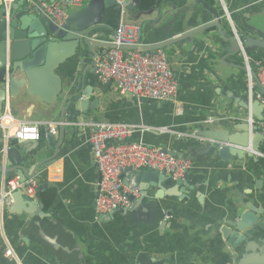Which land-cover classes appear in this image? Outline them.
I'll return each mask as SVG.
<instances>
[{
    "label": "water",
    "instance_id": "1",
    "mask_svg": "<svg viewBox=\"0 0 264 264\" xmlns=\"http://www.w3.org/2000/svg\"><path fill=\"white\" fill-rule=\"evenodd\" d=\"M177 1L161 3L158 18L150 20L154 23L162 21L168 9L177 7ZM184 1L185 4L188 2ZM189 5L186 15L192 11L196 22L199 17L201 23L190 25L191 30L181 32L168 43L217 29L225 43L221 61L227 66L247 71L244 58L239 55L240 43L249 57L256 52L264 55V29L249 22L251 16L264 13V8L244 11L237 33L233 31L232 35H227L226 26L224 29L227 20L218 10L204 0H196L195 4ZM198 6L203 8V12L196 15ZM125 8L126 15L138 10V19L153 14L156 9L145 10L143 0H128ZM122 11L118 0H88L83 8L71 11L66 22L59 26L38 7L31 8L25 4V0L13 5L8 21L0 0V117L7 103L13 111L14 100L28 95L36 99L42 111L52 112L53 117L64 122L56 134L47 135L50 148L47 158L42 156V147L34 145L39 141H7L0 157V175L5 174L4 178L0 176L2 181L15 173L21 182L35 177V170L57 158L59 145L68 133L69 122L77 124L80 120H87L91 118L89 110L99 107L101 98L96 97L92 101L94 92L96 89L107 92L112 81L101 82L97 59L104 49L116 47L111 41L115 40L123 20ZM107 32L112 34L109 42L100 36ZM165 46H143V49L155 50ZM231 58L233 61H227ZM252 75L258 81L254 70ZM258 84L264 97V88L259 81ZM212 85L218 95L229 101L223 108L227 113L203 122L196 133V144L160 147L165 153L203 166L221 162L232 165L234 158L247 165L228 173H188L179 179L152 168H128L125 183L138 187L142 195L135 199L132 207L115 209L103 218L120 215L144 222V227L157 228L163 235L167 230L181 229L193 231L194 238L201 237L209 243L212 239L214 252L208 260L211 264H264V98L250 89L242 93L227 84ZM220 181L231 185L221 189L220 197L213 196ZM48 185L49 181L43 182L35 198L22 189L13 191L9 209L12 212L24 211L30 216L24 231L25 242L35 238L36 243L45 247L60 264H81L82 252L74 234L43 210L44 203L38 197ZM207 196H210L209 201ZM139 211L147 212L144 220L135 217ZM175 222L182 223L176 226ZM137 261L138 264H164L144 252L137 255Z\"/></svg>",
    "mask_w": 264,
    "mask_h": 264
},
{
    "label": "crops",
    "instance_id": "2",
    "mask_svg": "<svg viewBox=\"0 0 264 264\" xmlns=\"http://www.w3.org/2000/svg\"><path fill=\"white\" fill-rule=\"evenodd\" d=\"M166 1L168 0H143L145 10L156 8L153 14L138 19V10H135L134 13L129 12L124 21L140 24L144 48L166 44L161 49L166 51L179 82L176 98L158 101L150 98L138 99L132 95L120 96L114 84L107 92L96 89L92 101L100 97L101 102L96 110H89L91 118L80 120L77 124L69 122L68 133L59 145L57 158L51 164H42L34 171L41 184L49 181V190L38 197L44 203L43 210L60 220L74 234L82 252L81 264H138L137 255L140 252L150 254L156 261L164 264H211L208 260L214 252L212 239V243H209L207 239L194 238L193 231L185 232L181 229L167 230L163 235L157 228L144 227L146 224L138 220L120 215L103 218L105 214H99L96 208L100 172L90 142L95 122H121L143 126L146 129L138 128L130 138L131 141L175 148L181 144H196L195 135L203 122L216 119L218 114L226 112L223 108L229 101L215 92L212 83L227 84L242 93L249 89L258 95L262 93L256 79L251 88L247 71L222 63L221 54L225 50L222 45L225 43L217 29L168 43L172 38L180 36L181 32L191 30L190 25L201 23V19L198 17L196 22L192 11L186 15L187 6L195 4L196 0H188L186 4L184 0H178L175 9H168L162 21L154 23L150 19L158 18V6ZM204 1L227 20L224 24V29L226 26L228 30H225L227 35H232L233 31L237 33L244 11L264 8V0H221L220 3L215 0ZM195 10L196 15L203 12L201 6ZM249 22L264 29V13L251 16ZM100 36L109 42L112 34L107 32ZM250 58L264 60V55L256 52ZM227 61L231 62L233 59ZM243 63L245 65V59ZM12 108L13 115L18 119L32 122L60 121L58 117L52 116V112L42 111L36 99L28 95L15 99ZM148 127L151 129H147ZM160 128L167 130L162 131ZM41 134V138L37 140L39 142L34 145L42 147V156L47 158L50 152L47 135L50 133L46 127H42ZM17 140L5 138L0 131V157L6 148L5 143ZM234 159L232 165L228 162L207 166L194 163L189 173H228L247 165L246 162ZM0 176L4 178L5 174ZM13 176L18 175L15 173ZM125 176L124 174V179ZM3 181L0 179V191ZM230 185L220 181L213 196L220 197L221 189ZM206 200L209 201L210 196ZM11 203L6 202L4 208L0 209V264H60L56 257L49 255L45 247L36 243L35 238H29V242H25L24 231L31 220L30 216L24 211L12 212L9 209ZM146 215L147 212L139 211L135 217L144 220ZM180 223L182 222L174 224L178 226ZM43 240L47 241L46 238ZM9 250H12L11 253Z\"/></svg>",
    "mask_w": 264,
    "mask_h": 264
},
{
    "label": "built area",
    "instance_id": "3",
    "mask_svg": "<svg viewBox=\"0 0 264 264\" xmlns=\"http://www.w3.org/2000/svg\"><path fill=\"white\" fill-rule=\"evenodd\" d=\"M19 0H2L5 18L9 21L13 5ZM88 0H25L31 8H39L57 25L62 26L71 11L83 8ZM122 5L123 20L116 31V47L106 48L97 59V73L102 83L112 81L117 94L132 95L138 99L150 98L158 101H170L176 98L179 82L169 63L165 50L143 49L140 24L126 22V6L128 0H118ZM134 46V48H121ZM240 54L245 59L247 75L251 88L257 74L259 83L264 88V60L248 57L244 46L240 43ZM262 97L261 94L258 95ZM62 121H28L16 118L10 105H5L4 114L0 117V131L5 138L25 141H37L41 138V128L46 127L48 133L56 134ZM91 133L92 153L100 172L96 208L99 214H107L118 208H130L135 199L142 195L138 187L127 185L124 181L126 169H156L164 171L175 179L183 178L194 167V162L162 151L160 146L146 144L142 141H131L130 138L138 128L121 122L98 121ZM146 129V128H142ZM151 129V128H147ZM162 131L167 128H160ZM195 137H197L195 135ZM0 191V209L4 202H13L12 192L17 189L35 198L41 185L40 180L31 177L21 182L19 176H13L2 183ZM12 250L8 252L11 253Z\"/></svg>",
    "mask_w": 264,
    "mask_h": 264
},
{
    "label": "trees",
    "instance_id": "4",
    "mask_svg": "<svg viewBox=\"0 0 264 264\" xmlns=\"http://www.w3.org/2000/svg\"><path fill=\"white\" fill-rule=\"evenodd\" d=\"M40 183H41V182H40ZM50 188H51V187H50ZM48 190H49V189H47L46 191H44L43 194H44L45 192H47Z\"/></svg>",
    "mask_w": 264,
    "mask_h": 264
},
{
    "label": "rangeland",
    "instance_id": "5",
    "mask_svg": "<svg viewBox=\"0 0 264 264\" xmlns=\"http://www.w3.org/2000/svg\"><path fill=\"white\" fill-rule=\"evenodd\" d=\"M87 2V1H86Z\"/></svg>",
    "mask_w": 264,
    "mask_h": 264
}]
</instances>
